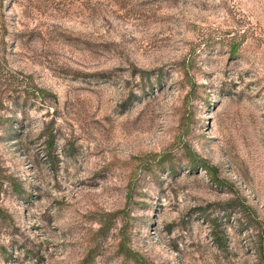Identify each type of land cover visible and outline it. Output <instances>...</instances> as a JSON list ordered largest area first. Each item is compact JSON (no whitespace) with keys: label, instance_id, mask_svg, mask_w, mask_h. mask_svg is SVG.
Here are the masks:
<instances>
[{"label":"rangeland","instance_id":"1","mask_svg":"<svg viewBox=\"0 0 264 264\" xmlns=\"http://www.w3.org/2000/svg\"><path fill=\"white\" fill-rule=\"evenodd\" d=\"M0 264H264V0H0Z\"/></svg>","mask_w":264,"mask_h":264},{"label":"trees","instance_id":"2","mask_svg":"<svg viewBox=\"0 0 264 264\" xmlns=\"http://www.w3.org/2000/svg\"><path fill=\"white\" fill-rule=\"evenodd\" d=\"M237 49H238L237 46H233L232 53H236L238 51ZM36 92L38 93L37 95H42V96L49 95L50 96V94H48V92H46L45 90L36 89ZM194 162L196 163V161ZM201 165H202L201 167H203L206 170V172L211 175V178L214 182H216L217 184H222V180H219L217 170L214 167L206 163H203Z\"/></svg>","mask_w":264,"mask_h":264}]
</instances>
